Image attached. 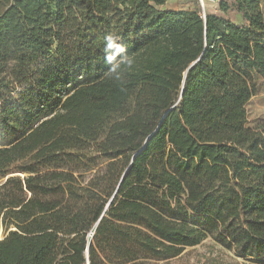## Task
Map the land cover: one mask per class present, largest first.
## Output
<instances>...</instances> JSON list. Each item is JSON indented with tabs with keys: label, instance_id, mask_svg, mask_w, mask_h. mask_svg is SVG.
<instances>
[{
	"label": "trees",
	"instance_id": "16d2710c",
	"mask_svg": "<svg viewBox=\"0 0 264 264\" xmlns=\"http://www.w3.org/2000/svg\"><path fill=\"white\" fill-rule=\"evenodd\" d=\"M218 1L0 0V264H264V0Z\"/></svg>",
	"mask_w": 264,
	"mask_h": 264
},
{
	"label": "rangeland",
	"instance_id": "374dc122",
	"mask_svg": "<svg viewBox=\"0 0 264 264\" xmlns=\"http://www.w3.org/2000/svg\"><path fill=\"white\" fill-rule=\"evenodd\" d=\"M170 8L186 7L187 0H168ZM191 3V1H190ZM200 3V2H199ZM201 7V5H200ZM205 11L207 14H221L218 3L211 1L205 2ZM202 10V9H201ZM264 10V8H263ZM231 19L237 20L233 14H228ZM248 119L251 126H254L259 120L264 119V86L262 92L254 97L247 107ZM163 264V263H162ZM164 264H251L242 259L236 258L232 252H229L218 246L211 240H207L201 246L188 249L181 257Z\"/></svg>",
	"mask_w": 264,
	"mask_h": 264
},
{
	"label": "clouds",
	"instance_id": "9594fccd",
	"mask_svg": "<svg viewBox=\"0 0 264 264\" xmlns=\"http://www.w3.org/2000/svg\"><path fill=\"white\" fill-rule=\"evenodd\" d=\"M103 56L111 78L122 81L124 71L131 68L133 60L129 57L126 44L118 35L109 34L105 37Z\"/></svg>",
	"mask_w": 264,
	"mask_h": 264
},
{
	"label": "built area",
	"instance_id": "2783aa9c",
	"mask_svg": "<svg viewBox=\"0 0 264 264\" xmlns=\"http://www.w3.org/2000/svg\"><path fill=\"white\" fill-rule=\"evenodd\" d=\"M206 1H211V2H214V3H218V0H199L200 2V5H201V9H202V16L205 18L207 13L205 11V2Z\"/></svg>",
	"mask_w": 264,
	"mask_h": 264
},
{
	"label": "crops",
	"instance_id": "0c3cea01",
	"mask_svg": "<svg viewBox=\"0 0 264 264\" xmlns=\"http://www.w3.org/2000/svg\"><path fill=\"white\" fill-rule=\"evenodd\" d=\"M187 1H189V0H187ZM190 1H191V3H190ZM190 1H189V3L186 5L185 8H192V7L194 6V4L196 3L197 0H190ZM168 3H169V1L167 2L166 6H165L166 9L179 10L178 8H170V7L168 6ZM183 8H184V7H182L181 9H183Z\"/></svg>",
	"mask_w": 264,
	"mask_h": 264
},
{
	"label": "water",
	"instance_id": "95a60500",
	"mask_svg": "<svg viewBox=\"0 0 264 264\" xmlns=\"http://www.w3.org/2000/svg\"><path fill=\"white\" fill-rule=\"evenodd\" d=\"M167 115V114H166ZM150 137H152V136H150ZM145 148V146L142 148V150ZM142 150H140V152L142 151ZM140 152H138V153H140ZM137 153V154H138ZM137 154L134 156V157H136L137 156Z\"/></svg>",
	"mask_w": 264,
	"mask_h": 264
}]
</instances>
